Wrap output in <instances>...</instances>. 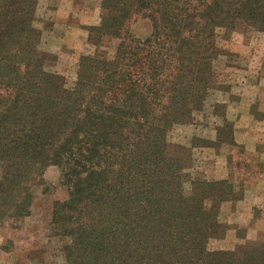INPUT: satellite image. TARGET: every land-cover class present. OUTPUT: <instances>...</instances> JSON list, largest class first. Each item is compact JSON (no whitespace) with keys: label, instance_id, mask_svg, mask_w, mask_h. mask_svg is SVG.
<instances>
[{"label":"trees","instance_id":"obj_1","mask_svg":"<svg viewBox=\"0 0 264 264\" xmlns=\"http://www.w3.org/2000/svg\"><path fill=\"white\" fill-rule=\"evenodd\" d=\"M101 1L91 32L120 40L117 55L82 56L70 80L46 70L41 0H0V204L29 216L54 166L69 188L51 215L65 264H264V244L210 250L226 235L221 205L239 198L192 178L169 142L214 88L216 32L264 33V0ZM137 18L146 39L131 32Z\"/></svg>","mask_w":264,"mask_h":264},{"label":"rangeland","instance_id":"obj_2","mask_svg":"<svg viewBox=\"0 0 264 264\" xmlns=\"http://www.w3.org/2000/svg\"><path fill=\"white\" fill-rule=\"evenodd\" d=\"M75 2L73 7L64 0H41L37 24L40 49L50 55L46 70L70 80H75L82 56L113 60L121 43L111 38L95 43L91 29L105 16L101 0ZM42 6L51 10L44 12ZM130 29L141 39L151 33L142 18ZM213 42L219 51L214 88L191 122L173 127L169 142L179 156H187L192 178L233 186L239 199L224 202L219 213L226 235L209 244L212 251H226L264 244V33L241 23L235 30H218ZM185 188L191 190V183ZM68 196L61 171L52 166L35 190L29 216L14 217L0 204V264H65L67 241L54 235L51 215L54 204Z\"/></svg>","mask_w":264,"mask_h":264},{"label":"crops","instance_id":"obj_3","mask_svg":"<svg viewBox=\"0 0 264 264\" xmlns=\"http://www.w3.org/2000/svg\"><path fill=\"white\" fill-rule=\"evenodd\" d=\"M64 1L67 2L69 5H73V7L77 4V3L75 2V0H71V1H70V0H64ZM82 4H83V1H82ZM95 6L97 7L96 4H95ZM40 8H42V10H43L44 12H47V11H50V10H51V8H49V7H45V8H43V6H42V7H40ZM40 11H41V9H40ZM56 13H57V15L60 13V12H59V9H57ZM69 18H71V14H69L68 17H67V19L65 20L66 23L69 21V20H68ZM57 26H59V25H58V20H57ZM71 28H72L71 30H73V31L75 30L74 27H71ZM69 29H70V27L67 28V30H69ZM47 41H48V42H46V43H50V44L52 43L51 40H50V37H48V36H47ZM253 88H256V86H254Z\"/></svg>","mask_w":264,"mask_h":264}]
</instances>
